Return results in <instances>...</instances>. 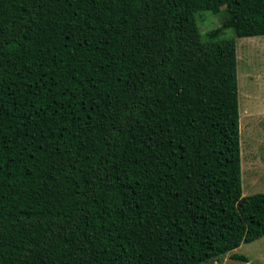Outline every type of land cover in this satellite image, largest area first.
<instances>
[{"label":"trees","instance_id":"1","mask_svg":"<svg viewBox=\"0 0 264 264\" xmlns=\"http://www.w3.org/2000/svg\"><path fill=\"white\" fill-rule=\"evenodd\" d=\"M228 29L264 35V0H0V264H203L264 236Z\"/></svg>","mask_w":264,"mask_h":264},{"label":"rangeland","instance_id":"2","mask_svg":"<svg viewBox=\"0 0 264 264\" xmlns=\"http://www.w3.org/2000/svg\"><path fill=\"white\" fill-rule=\"evenodd\" d=\"M201 17H207L201 23ZM220 14L201 11L197 14L201 32L219 23ZM238 56L240 91V128L242 141V183L244 195L264 191V35L238 37L232 29ZM231 253L248 256L249 261L231 259ZM264 264V236L242 243L232 252L203 264Z\"/></svg>","mask_w":264,"mask_h":264}]
</instances>
